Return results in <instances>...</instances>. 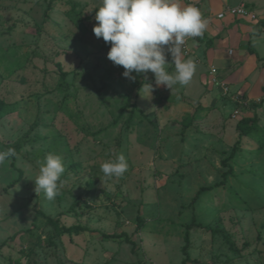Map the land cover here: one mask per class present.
I'll return each mask as SVG.
<instances>
[{
	"label": "rangeland",
	"instance_id": "1",
	"mask_svg": "<svg viewBox=\"0 0 264 264\" xmlns=\"http://www.w3.org/2000/svg\"><path fill=\"white\" fill-rule=\"evenodd\" d=\"M244 2L258 11L240 41L251 52L264 0ZM100 4L0 0V151L16 150L0 165V264H264V61L227 82L188 47L182 58L197 66L188 85L171 92L151 72L132 81L93 33ZM236 52L230 74L244 64ZM245 118L255 130L239 137ZM49 153L65 165L52 201L34 191ZM120 154L127 171L106 178L101 165ZM119 234L133 246L107 237Z\"/></svg>",
	"mask_w": 264,
	"mask_h": 264
},
{
	"label": "clouds",
	"instance_id": "2",
	"mask_svg": "<svg viewBox=\"0 0 264 264\" xmlns=\"http://www.w3.org/2000/svg\"><path fill=\"white\" fill-rule=\"evenodd\" d=\"M95 20L98 23L93 33L110 43L107 58L123 67V77L135 81L133 72H151L155 84L171 92L176 85L186 86L192 80L197 66L191 58H182L183 46L187 37L203 36L208 26L197 7L181 6L180 0H101ZM166 52L171 55V64L166 62ZM139 91L151 96L154 89L152 84L143 83ZM15 156L12 147L0 151V165ZM38 163L34 191L37 195L43 191L45 198L52 201L63 187V158L49 153ZM127 168L126 158L120 154L104 162L101 172L106 178H119Z\"/></svg>",
	"mask_w": 264,
	"mask_h": 264
},
{
	"label": "crops",
	"instance_id": "3",
	"mask_svg": "<svg viewBox=\"0 0 264 264\" xmlns=\"http://www.w3.org/2000/svg\"><path fill=\"white\" fill-rule=\"evenodd\" d=\"M193 1H197L199 3L202 13L205 14L206 17L211 19L209 25L207 26V28L210 27V30L207 31L206 29V33L204 35V37L207 38V41L204 43L206 45V50H204V52L202 51V46L204 44H200L196 40H188L187 49L188 47L195 48V53L201 55L202 57L203 54L206 53L205 55L210 59L212 63L217 64L218 67L222 68V71L219 73L222 74L224 78H226L227 82L234 83L241 80L246 74L245 70L249 62H252L254 65H257V63H255V60L258 62L257 58H259L260 60H264V28L262 30V33L251 39V43L253 45V51L251 52H253L254 54H250L251 52H246L245 48L240 46V41L241 38L248 40V32L250 29L248 26H246V23L255 24L257 21L252 22L249 19H239L233 18L231 16H224L222 19H217L215 18V16L224 12L226 8L235 7L238 5H244L249 8L253 14H256L258 11L255 8V4L245 3V0H239L237 5H230L231 3L229 0H216V2H218L219 4L218 8L215 9V11L213 12H204L201 6L202 0ZM210 1L213 2L214 0ZM181 6H187V0H183L181 2ZM243 33L244 36L242 37L241 34ZM233 49H236V53H239L236 60L238 58H242L244 60V64L239 71L230 74V69L233 67H229V64H231L229 58H232V56L230 55L232 54ZM229 51H231L230 55ZM260 74L261 83L264 79L263 68H261Z\"/></svg>",
	"mask_w": 264,
	"mask_h": 264
},
{
	"label": "built area",
	"instance_id": "4",
	"mask_svg": "<svg viewBox=\"0 0 264 264\" xmlns=\"http://www.w3.org/2000/svg\"><path fill=\"white\" fill-rule=\"evenodd\" d=\"M188 5H193V6L197 7L201 12L202 17L208 21V25H209L211 19L206 17L205 14L202 13L201 8L199 6V3L197 1L187 0V6ZM224 16H231L233 18L249 19L250 21H255V15L251 12V10L249 8H247L244 5H238L235 7L226 8L224 12L216 15L215 18L222 19ZM205 33H206V31L204 32L203 36L205 35ZM203 36H201V37H203ZM201 37H187L185 44L183 46V51L186 52V50H187V41L188 40H196V39H199ZM230 54H231V51H229V55ZM226 90H228V89L225 87L224 91L226 92Z\"/></svg>",
	"mask_w": 264,
	"mask_h": 264
},
{
	"label": "trees",
	"instance_id": "5",
	"mask_svg": "<svg viewBox=\"0 0 264 264\" xmlns=\"http://www.w3.org/2000/svg\"><path fill=\"white\" fill-rule=\"evenodd\" d=\"M263 27H264V24H261ZM250 54H254L253 52H251ZM259 61H264V60H260L259 58H257ZM262 92H263V95H264V84L261 88ZM255 118H245V119H241L238 123H237V126H236V131L238 133V136L239 137H243V136H248L252 131L255 130ZM237 145V143L235 144ZM233 153H234V149L232 150V153L230 155V157L233 156ZM11 159H14V157H12ZM209 188H204L203 190H208ZM202 191L199 190L198 193H200ZM141 224L142 222L140 221V219L138 218L137 219V227L140 228L141 227ZM80 231H83V229L79 226H72L68 229H66V232L68 233H77V232H80ZM109 238H121V237H124V241L126 243H129V244H132L133 246V243L127 238V236L125 234H119V235H115V236H107ZM187 240V239H186ZM183 264V263H182Z\"/></svg>",
	"mask_w": 264,
	"mask_h": 264
}]
</instances>
